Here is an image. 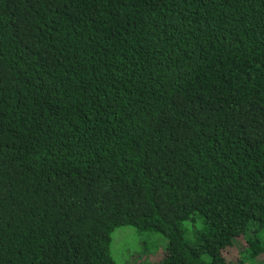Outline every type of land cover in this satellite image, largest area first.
<instances>
[{"label": "trees", "instance_id": "16d2710c", "mask_svg": "<svg viewBox=\"0 0 264 264\" xmlns=\"http://www.w3.org/2000/svg\"><path fill=\"white\" fill-rule=\"evenodd\" d=\"M122 226L264 264V0H0V264H117Z\"/></svg>", "mask_w": 264, "mask_h": 264}, {"label": "rangeland", "instance_id": "374dc122", "mask_svg": "<svg viewBox=\"0 0 264 264\" xmlns=\"http://www.w3.org/2000/svg\"><path fill=\"white\" fill-rule=\"evenodd\" d=\"M166 244L167 239L160 232L122 226L113 233L111 250L117 264H153L164 256ZM228 255L233 263L239 259L237 249Z\"/></svg>", "mask_w": 264, "mask_h": 264}]
</instances>
